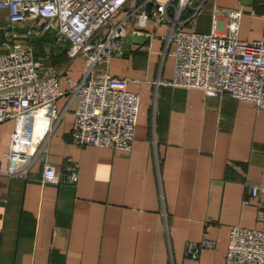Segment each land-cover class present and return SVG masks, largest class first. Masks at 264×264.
I'll use <instances>...</instances> for the list:
<instances>
[{"label": "crops", "instance_id": "0c3cea01", "mask_svg": "<svg viewBox=\"0 0 264 264\" xmlns=\"http://www.w3.org/2000/svg\"><path fill=\"white\" fill-rule=\"evenodd\" d=\"M201 0H197V3ZM228 32V10H242L239 36L264 39V0H205L196 28L210 31L214 14ZM9 10L0 8V51ZM17 26V41L34 47L45 40L66 59L47 25ZM187 28H193L188 25ZM168 26H130L128 51L109 69L140 95L136 137L130 151L79 145L71 138L75 100L47 142L57 167L77 160L75 183L42 184L0 169V264H225L233 226L259 227L252 183L264 184V108L229 93L209 96L200 88L171 84L175 73ZM54 45V47H53ZM124 45V46H125ZM84 60L63 65L62 86L71 87ZM70 94L58 99L62 110ZM15 122L0 123V161L7 164ZM42 160L33 165L40 172ZM249 200V203L246 202ZM214 241L198 258L189 242Z\"/></svg>", "mask_w": 264, "mask_h": 264}, {"label": "built area", "instance_id": "2783aa9c", "mask_svg": "<svg viewBox=\"0 0 264 264\" xmlns=\"http://www.w3.org/2000/svg\"><path fill=\"white\" fill-rule=\"evenodd\" d=\"M205 0H0L9 10L3 28L0 51V123L13 119L15 127L6 167L11 175L33 178L42 184L75 183L80 163L57 167L48 160L47 142L55 126L75 100L72 140L79 145L132 149L140 111V95L129 88L126 77L113 74L112 57L124 52L130 26L135 30L152 23L168 26L167 40H173L175 73L171 84L200 88L209 96L229 93L237 99L264 108V39L239 36L242 10H228L229 31H219V15L214 14L210 31L196 28L197 15ZM34 21L47 25L56 43L66 48L65 65L84 60L80 79L70 88L62 86L60 69L47 66L31 44L17 41L20 22L35 34ZM192 25L193 28H187ZM70 94L62 110L58 99ZM41 159L40 172L33 169ZM257 200L259 227L233 226L229 233L225 264H264V184L252 183ZM249 203V200H246ZM214 241L189 242L186 254L198 258L202 247Z\"/></svg>", "mask_w": 264, "mask_h": 264}, {"label": "rangeland", "instance_id": "374dc122", "mask_svg": "<svg viewBox=\"0 0 264 264\" xmlns=\"http://www.w3.org/2000/svg\"><path fill=\"white\" fill-rule=\"evenodd\" d=\"M49 46L50 45L46 40L44 42L38 41V45L35 47L36 56L43 58L47 66L61 70V68H63L64 62L67 61V57L62 61V58L60 59L59 56L51 52ZM8 121L14 123L13 119Z\"/></svg>", "mask_w": 264, "mask_h": 264}, {"label": "water", "instance_id": "95a60500", "mask_svg": "<svg viewBox=\"0 0 264 264\" xmlns=\"http://www.w3.org/2000/svg\"><path fill=\"white\" fill-rule=\"evenodd\" d=\"M131 40H134V41H136V40H139V41H144V40H146V38L143 40L142 38H137V37H128L127 38V44L125 45V51H126V53H127V51H128V47H129V41H131Z\"/></svg>", "mask_w": 264, "mask_h": 264}]
</instances>
